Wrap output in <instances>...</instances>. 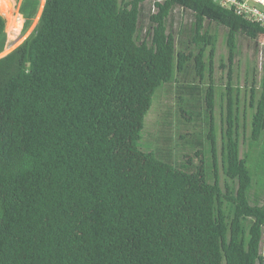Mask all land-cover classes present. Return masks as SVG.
I'll return each mask as SVG.
<instances>
[{"label": "trees", "instance_id": "16d2710c", "mask_svg": "<svg viewBox=\"0 0 264 264\" xmlns=\"http://www.w3.org/2000/svg\"><path fill=\"white\" fill-rule=\"evenodd\" d=\"M147 1L45 0L0 56V264H264V62L244 86L234 70L238 27L264 28L219 0H154L141 38ZM161 90L176 121L165 104L151 142Z\"/></svg>", "mask_w": 264, "mask_h": 264}, {"label": "rangeland", "instance_id": "374dc122", "mask_svg": "<svg viewBox=\"0 0 264 264\" xmlns=\"http://www.w3.org/2000/svg\"><path fill=\"white\" fill-rule=\"evenodd\" d=\"M23 0H0V12L6 18V32L7 39L6 45L0 56L8 53L17 45H19L35 28L39 16L41 14L45 0L40 1V6L38 13L32 19L30 25L28 21L30 19L28 10L22 7ZM154 0H148L144 5V22H143V31L141 38H150L151 34L148 33V22L149 18L148 11L151 13L153 10ZM206 18L211 22V30L218 34L217 42V51H216V68L214 73V80L216 88L218 86L220 91H223L226 85V71H223L219 68V62L221 57H226L227 55V28L225 24L220 26L217 24L219 22V16L212 10L206 12ZM241 32L239 36V46L238 54L235 60L234 70L236 72V83L244 86L245 84H251L255 73L258 74V79L262 73V63L264 62V34L260 35H251L244 32L240 27H238ZM167 93L165 90H161L156 97L155 103L150 109L147 119H146V128L145 136L148 141L153 142L155 134L157 133L158 120L160 115L165 107V104L173 106V120L176 121L174 114V100H167ZM220 99V98H219ZM216 116H218V121L220 119V106L216 110ZM176 127V124L174 128ZM173 138H175V132L172 133ZM259 182L254 188V196H258L262 199L264 198V179L259 177ZM259 192V193H258ZM264 249V242H263Z\"/></svg>", "mask_w": 264, "mask_h": 264}, {"label": "built area", "instance_id": "2783aa9c", "mask_svg": "<svg viewBox=\"0 0 264 264\" xmlns=\"http://www.w3.org/2000/svg\"><path fill=\"white\" fill-rule=\"evenodd\" d=\"M226 8H233L245 20L264 28V0H219Z\"/></svg>", "mask_w": 264, "mask_h": 264}]
</instances>
